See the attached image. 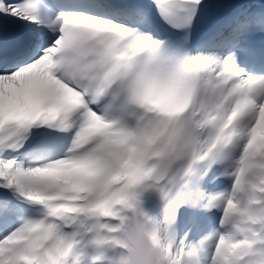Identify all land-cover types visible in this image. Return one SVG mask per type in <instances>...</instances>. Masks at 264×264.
<instances>
[{"label":"snow or ice","instance_id":"6c2138e0","mask_svg":"<svg viewBox=\"0 0 264 264\" xmlns=\"http://www.w3.org/2000/svg\"><path fill=\"white\" fill-rule=\"evenodd\" d=\"M0 264H264V0H0Z\"/></svg>","mask_w":264,"mask_h":264}]
</instances>
